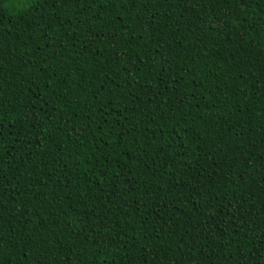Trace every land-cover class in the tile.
<instances>
[{"label":"trees","instance_id":"1","mask_svg":"<svg viewBox=\"0 0 264 264\" xmlns=\"http://www.w3.org/2000/svg\"><path fill=\"white\" fill-rule=\"evenodd\" d=\"M0 264H264V0H0Z\"/></svg>","mask_w":264,"mask_h":264},{"label":"water","instance_id":"2","mask_svg":"<svg viewBox=\"0 0 264 264\" xmlns=\"http://www.w3.org/2000/svg\"><path fill=\"white\" fill-rule=\"evenodd\" d=\"M241 2H242V0H241Z\"/></svg>","mask_w":264,"mask_h":264}]
</instances>
